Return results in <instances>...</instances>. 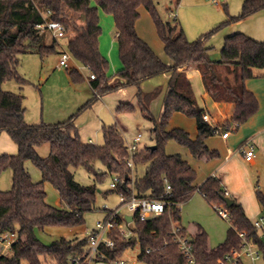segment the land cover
Instances as JSON below:
<instances>
[{
  "label": "trees",
  "instance_id": "16d2710c",
  "mask_svg": "<svg viewBox=\"0 0 264 264\" xmlns=\"http://www.w3.org/2000/svg\"><path fill=\"white\" fill-rule=\"evenodd\" d=\"M175 3L179 5L180 0H175ZM222 4L228 8L226 2ZM141 6L152 15L172 64L166 63L139 36L136 22L140 18ZM157 6L158 0H0V134L6 132L18 146L15 154H0V176L3 171L11 169L13 181L10 189H0V234L14 232L18 235L9 252L0 253V264H23L24 261L49 264L48 260L52 261L50 264H86L84 257L90 249L87 236L60 237L46 244L36 234V229L46 227L81 226L86 221L85 214L95 209L97 186L76 181L72 168L78 167H84L99 181L108 173L119 174L122 182L115 189L124 197L146 196L169 203L160 216L147 220L135 217L130 223L133 233L130 237H125L117 228L123 222L118 214L114 218V227L107 233L114 245L101 242L95 260H117L127 248L139 244L137 258L145 264H187L179 246L166 242L172 235V223L181 219V204L196 191L203 194L210 205H222L231 217L226 239L216 247L209 246L208 234L201 226L194 235H190L200 264H217L231 248L239 246L242 242L239 232L257 236L253 221L247 217L239 199L225 194L222 177L211 175L201 185H196L194 167L181 154H168L166 145L173 139L187 147L194 158H219L220 153L211 149L206 139L218 131H227L233 124L238 128L257 113L259 100L246 86V80L254 76V68L264 67V40H256L244 32L227 35L218 60L210 58L212 47L207 45V40L223 27L264 11V0H244L238 15H228L225 21L194 40L188 39L177 15L164 19ZM100 10L112 15L115 23L122 62V67L115 74L120 80L117 84H111L109 60L100 50ZM51 19L65 25L66 34H69L67 50L73 59L95 75L94 78L88 77L94 97L65 121L30 124L24 117L23 95L3 90L2 84L10 79L26 82L18 71L23 53L38 52L43 57L48 52L45 49L54 50L57 38L47 29L39 28L45 20ZM188 67L199 69L204 88L213 100L234 103L230 120L219 126L203 118L204 109L197 103L190 80L183 70ZM68 70L74 83L86 80L77 67H69ZM168 72L171 76L162 113L154 119L149 103L157 90L144 92L141 83ZM129 86L138 88L143 112L153 120L156 145L155 148L145 146L134 154V169L139 164L146 165L145 173L134 179V169L127 163L130 154L125 134L116 123L103 126L102 145L83 141L76 126L77 115L89 108L98 96ZM135 109L128 102L117 106L119 111ZM175 112L195 118L196 137L180 127L168 129ZM45 143L50 145V153L42 157L38 148ZM27 160L41 170V181L32 180L25 166ZM98 161L105 170L97 168ZM46 181L59 192L61 206H53L46 201ZM167 185H170V190ZM256 196L264 208V192L257 190ZM224 197L232 198L233 203L228 206ZM182 233H188L186 228L183 227ZM134 236L137 237L136 242L131 241Z\"/></svg>",
  "mask_w": 264,
  "mask_h": 264
},
{
  "label": "rangeland",
  "instance_id": "374dc122",
  "mask_svg": "<svg viewBox=\"0 0 264 264\" xmlns=\"http://www.w3.org/2000/svg\"><path fill=\"white\" fill-rule=\"evenodd\" d=\"M244 0H224L228 4L225 9L223 1L215 4L212 0H181L180 5H176L175 0H158L157 10L164 19H172L171 10L177 13L178 22L181 23L186 36L190 40H194L204 33L209 32L220 23L228 18V15H238L241 12ZM171 9L170 11L168 9ZM264 12V11H260ZM101 26H102V47L103 50L109 51L115 42V58L108 54L109 69L108 75L111 76V84H116L119 79L115 74L122 67V62L119 57L117 33L113 16L101 11ZM262 13H257L254 19L249 21H238L231 23L214 33L208 40L207 45L212 47L210 50V58L218 60L220 52L227 35L243 32L239 26H253L254 29L258 26L257 18ZM236 24V25H235ZM237 26V27H236ZM264 26V25H263ZM137 32L149 45L158 51L157 54L162 55L164 59L168 56L165 51H162V41L157 33L156 25L152 15L142 8V13L136 24ZM248 33V32H247ZM60 44L54 50L50 48L42 57L38 52L23 53L20 58L21 62L18 66V71L22 77L26 79L25 83H20L16 79H10L2 84V89L19 93L23 95L22 105L26 108L25 120L30 124L57 123L67 120L69 117L78 112L79 108L84 104L78 105L75 97V89H82L85 93L89 92V84L86 80L74 83L69 75L67 67L59 66L61 52L67 50V38H58ZM159 47V48H158ZM109 53V52H107ZM169 58V57H168ZM79 65L81 72L90 74L89 70L80 64H76L73 60L70 62L71 67ZM78 67V66H77ZM195 90L197 99L200 101L201 91L203 90L202 81L199 78L191 80ZM147 85L150 84L146 83ZM155 85V84H154ZM156 86V85H155ZM158 87L156 95L153 97L151 107H149L151 117L159 118L162 111V96ZM154 89V88H153ZM154 89V90H156ZM153 90V91H154ZM126 95H122L121 90L113 91L102 95V98L95 100V104L85 109L77 115L76 126L80 137L85 142H91L97 145L104 144V135L102 125H109L118 121L122 125L127 144L132 141L137 133L142 134V140L139 143V149L146 146H151L154 143L153 135V120L145 116L142 109V104L138 98V88L129 86L125 88ZM133 104L136 109L134 111H119L117 106L119 101ZM117 101V102H116ZM118 103V104H117ZM211 117V116H210ZM172 124H178L184 127L185 130L194 129L195 121L193 117L184 113H173L170 120ZM224 132V131H223ZM176 146L180 147L182 153H186V148L181 147L175 140H169L166 145L168 150H174ZM17 145L6 133L0 134V154L16 153ZM38 153L42 157H46L50 153V145L45 143L38 148ZM197 159V158H196ZM202 160V159H199ZM205 160V159H204ZM32 180L35 182L42 180L41 170L31 161L25 163ZM96 166L100 170H105V166L98 161ZM76 181L82 185L96 184L97 194L95 209L88 211L85 214V223L76 227H46L44 229H36L37 236L46 244L60 237L79 238L97 230L96 225L99 221L104 222L108 215V210L119 209L120 215L129 214V211L124 206L121 194L117 189L111 187L114 174L108 173L99 181L95 176L84 167L72 168ZM255 168L252 169L254 185H263L264 174H259ZM134 171V170H133ZM145 165L139 164L137 171L134 172V178L143 175ZM133 174V172H132ZM12 170L7 169L0 176V189L8 190L12 187ZM47 192L46 201L53 206H61L62 201L59 192L48 181L44 182ZM262 189V188H261ZM259 190V189H258ZM194 193L181 207V215L183 223L195 231L196 226L201 225L205 229L209 237L211 247H216L223 243L227 236L230 221L222 218L214 208L201 195ZM254 220V218H252ZM123 229H127L125 222L122 224ZM131 228V227H130ZM133 236V233L130 235ZM128 236V237H130ZM140 251L139 244L127 248L121 257L117 260H123L124 264H145L138 261L137 255ZM9 252V250L7 251ZM52 261L48 260L50 264ZM86 264L88 261L85 260ZM23 264H29L24 261ZM89 264H113L111 260L91 261ZM243 264H251V260L244 259ZM257 264H264V260H258Z\"/></svg>",
  "mask_w": 264,
  "mask_h": 264
},
{
  "label": "crops",
  "instance_id": "0c3cea01",
  "mask_svg": "<svg viewBox=\"0 0 264 264\" xmlns=\"http://www.w3.org/2000/svg\"><path fill=\"white\" fill-rule=\"evenodd\" d=\"M180 2H181V0H180ZM179 5H180V3H179ZM142 8H144V7L141 6L139 8L140 16L142 13ZM101 11L102 10H100V18L102 17ZM103 13H105V12H103ZM257 13H262V14H260V16H258V18H257L258 26L256 29H254L253 26H248V25L247 26L245 25L243 27L239 26V28L241 27L244 30L243 32L245 34H247L248 36H250L256 40H264V26H263L264 25V12L259 11ZM257 13H255V14H253V15L249 16L248 18L241 20V21H249V19H254L255 15H257ZM136 24H137V22H136ZM136 29H137V27H136ZM65 37L67 38V43H68L69 34H66ZM59 44H60V42L57 39V45H59ZM162 48H163L162 51H164L163 42H162ZM100 50H101L102 54L107 59H108V54L115 58V51H116L115 50V42L113 43L112 48L109 47V49H108L109 51H107L106 49L103 50L102 37L100 36ZM107 52H109V53H107ZM156 52L158 53L157 50H156ZM158 55L160 57L162 56L160 54H158ZM161 58L166 63L172 64V60L170 58H168V57L165 59L163 57H161ZM73 62L76 64L82 65L81 63H79L75 59H73ZM72 67H77L80 70L79 65L73 64ZM83 67H85V66H83ZM85 68H87V67H85ZM183 70L185 71L187 78L190 80L191 85H192L191 80L193 78H199L202 81V76H201V73H200L198 68L188 67V68H185ZM253 73H254V76L246 80V86L250 90H252L256 94V96L258 97L259 110L257 111L256 114H254L252 117H250V119H248V121L241 124L238 128L232 129L227 137H224L222 135L223 131H219L216 134H214V135H212L206 139V143L208 144V146L211 149H215L220 153L219 158H214V159H210V160H206V159L205 160L204 159L199 160V159H196L193 157V155L191 154L190 150L187 147H185L186 148L185 154L182 153L180 151V149H178V148H180L178 146H176V148L174 150H171V151L166 148V152L168 154L179 153L182 155V157L185 160H187L194 167V169L197 172V178L195 181L196 185H198V186L201 185L211 175H220L223 179V184H224L225 189L229 192V194L234 195L235 197H237L239 199V201L241 202V204L244 208V211H245L247 217L252 221H254L264 211L263 206L259 203L258 198L256 196V192L258 189L260 191L264 192V182L262 183L263 184L262 186L261 185H258V186L254 185V183H253L254 178H253V172H252V169L255 168L259 174H261V173L264 174V67L263 68H254ZM170 76H171V74L168 72V73H163L161 75L146 79L145 81H143L141 83V89L144 92H152L154 89H156V88L158 89V87L161 86L162 88L159 89L160 93H161L160 95L163 97L162 100H164V97H165V95L169 89L168 85H169ZM85 77H86L87 83L89 84L90 90H89V92L87 90L84 93L82 89H80V90L75 89L76 94H74V95H76L75 97H78V99L76 100L78 105H80L82 103H86L88 100H90L91 98L94 97V90L92 89V87L90 85V80L88 78L89 77L88 74H85ZM149 82H150V84L147 85L146 83H149ZM202 85H203V81H202ZM192 88H193V86H192ZM119 90L122 91V95L123 94L126 95L125 88H121ZM158 92L159 91H157V93ZM193 92H194V96L197 100V103L199 104L200 107H202L204 109V113H208L211 116L210 123H212L213 125H219L220 126L225 121H228L231 119L232 114H233V110H234V103L233 102H224V101L213 100L210 97L209 93L205 90L204 85H203V90L201 91L202 93H201L200 101L196 97L194 88H193ZM99 98H102V96H98L97 99H99ZM152 101H153V98L151 99V101L149 103V107H151ZM121 102H123L122 99L119 101V103H121ZM94 104H95V102H93V104L91 106H93ZM162 107H163V103H162ZM161 113H162V111H161ZM161 113L159 114V116L161 115ZM175 113L177 114V113H181V112H175ZM193 119L195 121V127H194V129H188L187 131L194 138L198 134V129H197L196 120H195V118H193ZM115 123L123 131L122 125H120V123L118 121H116ZM112 124H114V123H112ZM104 125H105V123H103L102 128ZM174 127H180V128L184 129L183 126L178 125V124H172L169 121L168 129H171ZM141 140H142V138H141ZM248 143L254 145L255 156L251 157L250 159H248L241 150V146L244 144H248ZM153 145H154V143H153ZM180 146L182 147V145H180ZM17 151H18V146H17ZM14 152H16V150ZM13 154H15V153H13ZM256 170H255V172H256ZM136 171H137V167L134 169L133 175H134V172H136ZM145 171H146V165H145ZM145 171H144V173H145ZM138 177H140V176H138ZM133 179H134V176H133ZM195 193H197L196 195H201L204 198L203 194H201L200 192L196 191ZM183 204H181V207ZM180 214H181V211H180ZM129 215L130 214H126V216H129ZM252 218H254V220ZM127 221L129 222L128 227L130 228L131 227L130 223L133 221V219L131 221H129L127 219ZM179 222L184 228H186L188 234H190V235H194L197 232V230L199 229V227L201 226V225H198V226H196L195 231H191V228L187 227L183 223L182 215H181V219ZM127 223L125 222V224H127ZM201 227H203V226H201ZM95 231L96 230L94 229L93 232H95ZM77 237H79V236H77ZM209 246L211 247L210 243H209ZM92 261L97 262V261H103V260H92ZM89 263L90 262H88L87 264H89Z\"/></svg>",
  "mask_w": 264,
  "mask_h": 264
},
{
  "label": "built area",
  "instance_id": "2783aa9c",
  "mask_svg": "<svg viewBox=\"0 0 264 264\" xmlns=\"http://www.w3.org/2000/svg\"><path fill=\"white\" fill-rule=\"evenodd\" d=\"M213 3H219V0H212ZM50 11L47 12L49 14ZM172 17L176 16V12H171ZM41 29H47L50 34L55 38H61L66 36L65 25L57 20H45L44 23L39 25ZM73 60L71 53L68 50H63L61 52V57L59 60V66L71 67L70 62ZM95 75L90 73V78H94ZM203 118L207 121H211V117L208 113L203 115ZM237 128L236 124H233L227 131L223 132V136L227 137L230 131ZM219 132V131H218ZM142 134L139 132L132 140V142L127 144V149L130 154L127 163L134 169L133 156L139 150V143L141 141ZM241 150L244 155L250 159L255 156L254 145L244 144L241 146ZM113 181L111 182V187L116 188L117 185L122 182V177L119 174H114ZM167 189L170 190V185H167ZM225 194L229 195V192L225 189ZM124 206L129 211V214L134 219L138 217L140 220H147L162 215L166 208L168 207L167 201L162 199H153L146 196L132 195L130 197L121 196ZM215 210L224 219L230 221L231 217L229 212L222 206L215 204ZM120 215L119 209L108 210L107 218L104 222L99 221L96 225L97 230L87 235L90 249L85 256V260L91 262L99 254V244L105 242L108 246H113L114 241L107 237V233L114 227V218ZM123 222H128L125 215H121ZM119 224L117 228L120 233L125 237L132 234V230L128 227L129 222L126 224L127 229L122 228V224ZM254 229L257 232V236H248L246 232H239V236L242 240L239 246L231 248L222 258H220L217 264H243L244 259L248 258L251 260V264H257L258 260H264V211L258 216L254 221ZM183 226L180 222L175 221L172 223L171 238L166 243H176L179 246L182 254L187 260V264H200L196 258L194 251L193 239L188 233H182ZM18 239L17 233L5 232L0 234V253H6L11 249L12 244ZM101 255L100 258H102ZM113 264H124L123 260H111Z\"/></svg>",
  "mask_w": 264,
  "mask_h": 264
},
{
  "label": "water",
  "instance_id": "95a60500",
  "mask_svg": "<svg viewBox=\"0 0 264 264\" xmlns=\"http://www.w3.org/2000/svg\"><path fill=\"white\" fill-rule=\"evenodd\" d=\"M223 1V0H222ZM152 148H155L156 147V145H152L151 146ZM224 200H225V202L227 203V205L228 206H230L232 203H233V199L232 198H230V197H224ZM126 218L129 220V221H131L133 218H132V216H126ZM132 242H136L137 241V237L136 236H134L133 238H132V240H131Z\"/></svg>",
  "mask_w": 264,
  "mask_h": 264
}]
</instances>
